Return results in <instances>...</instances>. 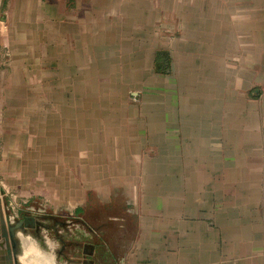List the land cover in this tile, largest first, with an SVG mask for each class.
Wrapping results in <instances>:
<instances>
[{"label": "rangeland", "instance_id": "1", "mask_svg": "<svg viewBox=\"0 0 264 264\" xmlns=\"http://www.w3.org/2000/svg\"><path fill=\"white\" fill-rule=\"evenodd\" d=\"M262 4L0 0V197L35 219L18 264H120L171 203L221 264H264Z\"/></svg>", "mask_w": 264, "mask_h": 264}, {"label": "crops", "instance_id": "2", "mask_svg": "<svg viewBox=\"0 0 264 264\" xmlns=\"http://www.w3.org/2000/svg\"><path fill=\"white\" fill-rule=\"evenodd\" d=\"M262 6L264 7V0ZM253 7V6H252ZM239 9H245L242 6ZM264 9V8H263ZM163 61V62H162ZM155 68L158 73L167 75L172 70V59L163 58L161 53L155 57ZM166 209L171 214L167 225L160 222L159 231L153 232L152 221L145 220V230L139 239L130 244L120 264H221V250L216 244H207L202 241H189L193 231L199 235V228H192L191 222L186 227L177 228L175 225L176 207L174 203ZM6 211V209H5ZM207 230V229H206ZM178 235H181L180 237ZM156 237L157 239H155ZM181 241H176V238Z\"/></svg>", "mask_w": 264, "mask_h": 264}, {"label": "water", "instance_id": "3", "mask_svg": "<svg viewBox=\"0 0 264 264\" xmlns=\"http://www.w3.org/2000/svg\"><path fill=\"white\" fill-rule=\"evenodd\" d=\"M34 224V218H25L17 223L11 222L5 211L3 199L0 197V264H18L17 263V238L16 233L23 226Z\"/></svg>", "mask_w": 264, "mask_h": 264}, {"label": "bare ground", "instance_id": "4", "mask_svg": "<svg viewBox=\"0 0 264 264\" xmlns=\"http://www.w3.org/2000/svg\"><path fill=\"white\" fill-rule=\"evenodd\" d=\"M21 232V231H20ZM16 235H17V233H16ZM18 238V237H17ZM19 239V238H18ZM20 240V239H19Z\"/></svg>", "mask_w": 264, "mask_h": 264}]
</instances>
